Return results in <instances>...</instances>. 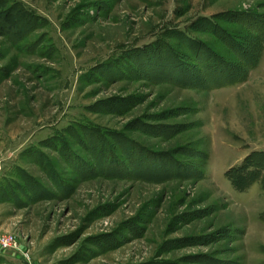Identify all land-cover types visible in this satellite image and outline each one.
I'll return each instance as SVG.
<instances>
[{
  "label": "rangeland",
  "instance_id": "1",
  "mask_svg": "<svg viewBox=\"0 0 264 264\" xmlns=\"http://www.w3.org/2000/svg\"><path fill=\"white\" fill-rule=\"evenodd\" d=\"M0 264H264V0H0Z\"/></svg>",
  "mask_w": 264,
  "mask_h": 264
},
{
  "label": "trees",
  "instance_id": "2",
  "mask_svg": "<svg viewBox=\"0 0 264 264\" xmlns=\"http://www.w3.org/2000/svg\"><path fill=\"white\" fill-rule=\"evenodd\" d=\"M242 56H243V55H242ZM250 60H252L251 57H249V61H250ZM225 69H226V68H225ZM211 75H212V76H217L218 74H217V75H214V73H213V74L211 73ZM225 76H226V75H225ZM210 77H211V76H210ZM217 77H218V76H217ZM226 77H227V76H226ZM219 78H220V77H219ZM223 80H224V79H223Z\"/></svg>",
  "mask_w": 264,
  "mask_h": 264
}]
</instances>
